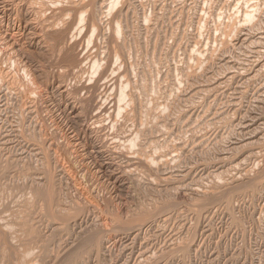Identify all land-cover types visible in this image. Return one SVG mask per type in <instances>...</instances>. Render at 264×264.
I'll list each match as a JSON object with an SVG mask.
<instances>
[{
	"label": "rangeland",
	"instance_id": "obj_1",
	"mask_svg": "<svg viewBox=\"0 0 264 264\" xmlns=\"http://www.w3.org/2000/svg\"><path fill=\"white\" fill-rule=\"evenodd\" d=\"M18 262L264 264V0H0Z\"/></svg>",
	"mask_w": 264,
	"mask_h": 264
},
{
	"label": "bare ground",
	"instance_id": "obj_2",
	"mask_svg": "<svg viewBox=\"0 0 264 264\" xmlns=\"http://www.w3.org/2000/svg\"><path fill=\"white\" fill-rule=\"evenodd\" d=\"M248 4H249V3H248ZM248 4H247V5H248ZM253 4H255V3H252L251 6H253ZM257 4H258V3H257ZM249 5H250V4H249ZM253 7L255 8V6H253ZM253 7H252V8H253ZM248 8H249V7H248ZM254 8H253V9H254ZM250 9H251V8H250ZM221 36H222V35H221ZM225 37L228 38L226 35H225ZM225 37H224V38H225ZM222 39H223V38H222ZM227 40H229V39H227ZM220 42H221V41H220ZM218 43H219V39H218ZM227 43H228V42H227ZM221 44H222V43H221ZM224 44H225V43H224ZM224 44H223V45H224ZM125 99H126V96H124L123 94H121V95H120V99H119V103L122 102V101L125 100ZM126 101H127V100H126ZM150 103H151V102H150ZM125 104H126V103H125ZM125 104H124V105H125ZM120 105H121V104H119V106H120ZM124 105H123V106H124ZM151 106H152V104H151ZM124 108H125V107H124ZM122 110H123V109H122ZM159 115H161V114H159ZM159 115H158V116H159ZM155 117H156V116H155ZM159 117H160V116H159ZM156 120H157V117H156V119H155L154 122H157ZM151 122H152V121H151ZM144 123H146V122H144ZM146 124H148V123H146ZM149 124H150V123H149ZM149 124H148V125H149ZM152 124H153V122H152ZM154 124H155V123H154ZM156 124H157V123H156ZM156 124L154 125L155 127H156ZM144 126H146V125H144ZM152 126H153V125H152ZM154 126H153V128H155ZM157 126H158V124H157ZM150 128H151V127H150ZM73 259H74V258H73ZM73 259H72V262H74ZM77 259H78V258H77ZM74 260H76V259H74ZM76 261H78V260H76ZM76 261H75V262H76ZM27 262H28V261H27ZM27 262H25V264H26ZM29 262H31V261L29 260ZM70 262H71V261H70ZM18 263H20V262H18ZM22 263H23V262H22ZM22 263H20V264H22ZM28 264H29V263H28Z\"/></svg>",
	"mask_w": 264,
	"mask_h": 264
}]
</instances>
